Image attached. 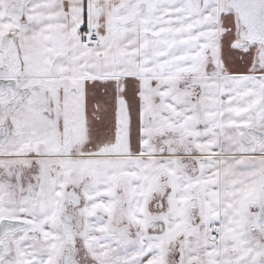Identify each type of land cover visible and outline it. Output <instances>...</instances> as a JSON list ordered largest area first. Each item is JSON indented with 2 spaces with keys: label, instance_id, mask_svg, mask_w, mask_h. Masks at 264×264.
<instances>
[{
  "label": "snow or ice",
  "instance_id": "6c2138e0",
  "mask_svg": "<svg viewBox=\"0 0 264 264\" xmlns=\"http://www.w3.org/2000/svg\"><path fill=\"white\" fill-rule=\"evenodd\" d=\"M0 264H264V0H0Z\"/></svg>",
  "mask_w": 264,
  "mask_h": 264
}]
</instances>
